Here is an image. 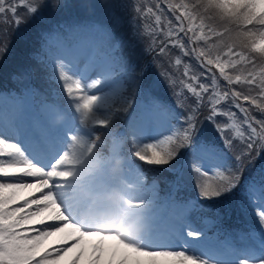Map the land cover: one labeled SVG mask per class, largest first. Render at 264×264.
<instances>
[{"label":"snow or ice","instance_id":"1","mask_svg":"<svg viewBox=\"0 0 264 264\" xmlns=\"http://www.w3.org/2000/svg\"><path fill=\"white\" fill-rule=\"evenodd\" d=\"M161 3L175 23L166 18ZM95 8L92 0H0V17L15 30L33 18L46 19V13L47 18L79 16ZM154 8L145 11L134 0H105L104 23L77 34L70 45L52 51L46 43L42 54L33 55L43 64L44 83L60 87H30L22 98H14L30 102L40 97L37 117L31 121L9 123L0 112V264H213L182 248L155 246L156 237L168 243L179 240L185 247L189 238L211 244L212 237L204 241L205 233L192 227L169 194L156 193L153 200L146 183L133 187L124 180L133 159L181 173L173 161L183 149L189 150L185 163L198 180L218 178L212 184L198 183L201 199L240 189L259 227L244 234L250 243L236 264H264V167L258 177L244 176L264 153V0H158ZM133 14L154 16L162 27L165 40L157 46L161 56L171 45L189 58L175 60V66L184 69L179 79L165 73L175 107L183 109V115L172 125V134L159 141L167 145L163 149L144 142L145 129L177 115L154 95L156 85L147 80L144 65L126 51L132 45L122 29ZM10 36L9 27H0V58L8 51ZM34 71L30 65L21 67L13 79H30ZM115 87L123 94L119 105L109 103L108 93ZM120 120L127 124L124 133L113 131ZM205 120L215 127L220 143L196 139ZM91 125L102 128L103 134ZM108 135L113 146L105 156L101 150ZM117 159L121 172L113 174L110 168ZM204 164L211 171L204 170ZM115 189L135 195L129 221L146 203L154 205L150 214L142 213L151 225L148 233L128 239L119 231L86 226L73 218L72 208ZM162 205L178 211L169 219L159 211ZM227 260L224 256L215 264Z\"/></svg>","mask_w":264,"mask_h":264},{"label":"trees","instance_id":"2","mask_svg":"<svg viewBox=\"0 0 264 264\" xmlns=\"http://www.w3.org/2000/svg\"><path fill=\"white\" fill-rule=\"evenodd\" d=\"M105 0H96L92 3L96 5L95 10L89 9L85 13H81L79 16H75L72 13L63 15V16H55L47 18L40 21L33 18L27 24L21 25L19 28L12 30L11 27L7 24H4V17H0V27H9V31L11 32L10 42L8 44V51L0 58V90L4 91H15L11 93L20 94L19 90L23 89L26 84H33L34 87L44 90L45 88L54 89L53 85L44 83V72L41 71L43 64L40 61H37L33 58L35 53L42 54V48L47 43V46L50 50L52 43L51 41H57L61 38H64L67 34H71L84 25L92 24L93 13L97 14L96 19L97 24L104 23V9L103 4ZM158 2V0H146L142 2L141 0H134V3L137 6L144 7L145 11L148 7H153ZM161 8L164 9L166 13L167 19H173L171 12L167 11V6L164 3H161ZM155 10V8H154ZM164 19V18H162ZM153 29H155V33L153 34ZM45 33L48 34V39L45 38ZM122 35L125 39L131 41V45L126 49L127 52L132 53L133 59L139 60L140 63L144 65L145 68V76L147 80L156 82V77L160 74L167 73L168 75H174L175 78L179 79L181 77V73L183 72V66H175V60L177 58H181L182 60H188L189 58L183 57L179 51V49L172 48L171 45L167 48V54L161 56L157 46L161 45V42L165 40L163 35L162 27H159L155 24V17L148 15L145 16H136L133 14L131 23L126 22L124 28L122 29ZM69 36V35H68ZM67 42V41H66ZM70 45L69 43H66ZM195 63V61H192ZM32 66L35 71L33 72L30 79H23L16 83L13 79V76L17 74L19 68L24 66ZM198 67V65H197ZM160 84L159 88L154 90V95L162 102L168 105H171L173 109L176 111L177 118L171 121V127L173 124H179V117L183 115V109L176 108V100L173 96L172 89L169 88V85L166 81L165 76L163 80H159ZM156 84V86L158 85ZM223 83V82H221ZM55 85V84H54ZM56 86V85H55ZM176 91H180V86L177 84ZM121 90L114 92L111 96V99L114 101L113 103L116 105L121 104L119 101V97H122ZM233 111L237 112L238 117L240 116L237 109L233 108ZM254 115L259 117L258 112H254ZM221 121H226V118L221 116ZM124 121H117L113 131L120 130L124 125ZM210 124L209 121L205 120L203 124L199 125V134L200 136H206L209 134L207 132V127ZM216 130V129H215ZM211 137H207V139H211ZM216 140H219V134L215 137ZM218 143V142H215ZM181 155V153H180ZM179 155V156H180ZM231 157L229 156V159ZM178 158L173 161V165H178ZM143 167L148 169V171L154 170L156 167L167 170V166H150L143 163ZM264 167V153L261 154L260 158L255 161L254 164H250L245 170L244 176L245 178L249 176H257L260 168ZM155 183L160 186L161 189L164 187V180L162 178H155ZM172 179H174L172 177ZM158 182V183H157ZM176 183V181H174ZM228 197V196H227ZM226 199V198H225ZM220 202V199L217 200ZM223 230L222 232H225Z\"/></svg>","mask_w":264,"mask_h":264},{"label":"clouds","instance_id":"3","mask_svg":"<svg viewBox=\"0 0 264 264\" xmlns=\"http://www.w3.org/2000/svg\"><path fill=\"white\" fill-rule=\"evenodd\" d=\"M110 171L113 174L120 173L121 160H115ZM134 198V193L115 189L104 197H89L86 205L72 208L71 214L76 221L86 226L119 231L126 238L135 239L140 232L144 231V217L142 210H139V215L131 221L128 220V214L132 211L130 204Z\"/></svg>","mask_w":264,"mask_h":264},{"label":"rangeland","instance_id":"4","mask_svg":"<svg viewBox=\"0 0 264 264\" xmlns=\"http://www.w3.org/2000/svg\"><path fill=\"white\" fill-rule=\"evenodd\" d=\"M93 1H94V0H93ZM141 1L144 2V1H146V0H141ZM70 69H71V66H70ZM164 76H165L164 73L158 75V76L156 77L155 85L159 82V80H160V82H161V80H163V77H164ZM170 76H171V74H170ZM159 86H160V84L158 83V85L155 87V90H156L157 88H159ZM97 94H99V93H97ZM108 98H109V97H108ZM118 99H119L120 103H122V97H119ZM113 102H114L113 100L109 101L110 104H112ZM162 122L168 123L167 120H165V119L162 118L159 122L150 123V124L146 127V129H145V140L148 139V138H149V141H148V142H154V140H156L157 144H159V141H162L161 135L158 133L159 130L161 129V123H162ZM103 132H104V131H103ZM149 135H150V136H149ZM108 137H109V135L106 136V141H107ZM145 140H144V142H145ZM112 146H113V144H111V147H110V149H109L107 152H104V153H103L105 156L110 155L111 150H112ZM127 148H128V147H127ZM126 150H127V149H126ZM203 167H205V168H207V169H209V170L211 169L210 166H206L205 164L203 165ZM242 205H243V208H242ZM246 206H247V204H246L245 202H243L242 199H241V200H238V207H239V210H240V213H241V214H243L244 210L246 209ZM254 217H255V215L252 214V216H251L252 220H254ZM254 225H256L257 227H259V225L257 224L256 219H255ZM235 243H236V245H240V247L245 248V247H247V246L249 245L250 242H249L248 239H246V238H244L243 236H241V237H239V238L236 239V242H235ZM231 258H234V257H231ZM235 258H236V257H235ZM66 259H67V258H66ZM65 263H66V260H65ZM61 264H64L63 261L61 262ZM231 264H236V259L232 260V261H231Z\"/></svg>","mask_w":264,"mask_h":264}]
</instances>
